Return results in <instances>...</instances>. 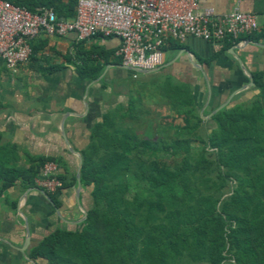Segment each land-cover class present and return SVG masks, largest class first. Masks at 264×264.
<instances>
[{
	"label": "trees",
	"instance_id": "trees-1",
	"mask_svg": "<svg viewBox=\"0 0 264 264\" xmlns=\"http://www.w3.org/2000/svg\"><path fill=\"white\" fill-rule=\"evenodd\" d=\"M8 1L30 12L52 3ZM70 1L75 14V2ZM241 39L256 40V33ZM34 40L30 59L39 48ZM79 53V79H98L103 67L91 57L106 62V56L96 48L85 52L79 47ZM115 64L121 65L119 57ZM252 79V89L264 88L262 72L253 73ZM174 89L166 96L183 100L179 108L184 112L176 119L184 125L174 126L173 119L169 125L176 131L173 140L153 144L116 127L118 110L102 114L92 125L79 172L81 186L90 196L86 219L75 231L51 233L33 250V257L50 264H222L227 253L230 264H264V138L256 137L264 114L252 106H225L212 116L217 128L206 140L214 162L206 159L209 153L204 150L193 161L190 140L184 137L190 118L201 119L193 95ZM144 150L157 158L143 159ZM132 152L133 159L128 156ZM16 154L14 145L0 143L1 190L19 178L35 186L43 164L53 161L38 158L27 168L17 167ZM168 156L172 164L167 163ZM128 176L136 182L134 190ZM229 180L235 184L220 201Z\"/></svg>",
	"mask_w": 264,
	"mask_h": 264
},
{
	"label": "crops",
	"instance_id": "crops-1",
	"mask_svg": "<svg viewBox=\"0 0 264 264\" xmlns=\"http://www.w3.org/2000/svg\"><path fill=\"white\" fill-rule=\"evenodd\" d=\"M51 2L47 8L60 17L74 15L70 0ZM198 3L200 11L213 8L218 15L235 8L254 14L259 25L257 39L226 40L222 45L193 37L183 43L172 41L165 49L164 65L143 74H181L194 66L209 85L208 106L212 102L220 105L247 85L253 73L264 75V0ZM34 45L39 48L26 64L15 73L6 70V82L0 73V143L15 146L17 167L27 168L38 158L52 159L64 185L58 192L47 194L24 184L21 178L6 190H1L0 183V264H50L33 257V250L57 230L79 229L90 205L88 191L82 186L78 189L80 145L104 113L101 101L106 94L100 92L99 79L119 70L130 72L115 64L119 46L115 38L79 41L75 33L63 37L40 34ZM79 47L85 52L96 48L106 56V62L91 57L94 64L103 67L98 79L86 81L77 76ZM0 66L4 67L1 59Z\"/></svg>",
	"mask_w": 264,
	"mask_h": 264
},
{
	"label": "built area",
	"instance_id": "built-area-1",
	"mask_svg": "<svg viewBox=\"0 0 264 264\" xmlns=\"http://www.w3.org/2000/svg\"><path fill=\"white\" fill-rule=\"evenodd\" d=\"M75 14L63 18L51 8L30 12L8 0H0V59L15 73L31 57V41L40 34L63 37L75 33L77 40L95 37L119 41L116 56L135 75L154 72L164 65L170 42L188 37L222 45L256 33L259 25L252 13L233 9L218 15L213 8L199 10L198 0H72ZM58 165L46 161L34 180L47 194L62 189Z\"/></svg>",
	"mask_w": 264,
	"mask_h": 264
},
{
	"label": "rangeland",
	"instance_id": "rangeland-1",
	"mask_svg": "<svg viewBox=\"0 0 264 264\" xmlns=\"http://www.w3.org/2000/svg\"><path fill=\"white\" fill-rule=\"evenodd\" d=\"M4 65L0 66V73L6 82L8 73ZM100 92L105 93L103 100V112H115L118 110V119L116 127H123L124 129L134 133L140 140H147L150 143H159V140H173L175 138V129L170 128L173 119L176 124L184 125L181 119H176L183 110L179 108L183 105L182 99H169L166 95L173 88L179 89L180 92H189L193 95L195 100V112L199 114L201 122H197L190 118V130L184 138L190 140V149L195 154L193 161H198L199 156L203 150L206 153V159L214 162V154L211 149L206 146L208 135L217 128V123L212 119L210 113L218 105V102H212L206 109L202 111L207 98L208 87L205 79L196 67L189 68L187 73L181 74H143L135 75L132 71L119 70L115 73L102 75L99 79ZM253 87V86H252ZM249 87L246 92H243L234 97L227 106L243 105L244 107H255L260 109L264 114V88L262 90H254ZM174 89V90H175ZM103 113V114H104ZM89 131L86 138L81 141V151H83L90 141ZM256 137L258 139L264 138V126L258 131ZM80 151V153H81ZM134 152L128 154L133 159ZM161 153L157 154V156ZM163 155V154H162ZM197 155V157H196ZM148 150H144L145 160L156 159ZM167 163L172 164L169 156L166 157ZM134 161L131 162L133 168ZM130 190L135 189V180L127 177ZM235 182L229 180L226 182L222 190L223 195L220 201L226 197L232 190ZM81 227V225H80ZM225 261L222 264L233 263L231 256L224 253Z\"/></svg>",
	"mask_w": 264,
	"mask_h": 264
},
{
	"label": "water",
	"instance_id": "water-1",
	"mask_svg": "<svg viewBox=\"0 0 264 264\" xmlns=\"http://www.w3.org/2000/svg\"><path fill=\"white\" fill-rule=\"evenodd\" d=\"M122 68H125L127 70H129L128 68L124 67L121 65ZM253 86V79H252V76L249 77V83L247 85H245L244 87H241L239 88L238 90L234 91L222 104H220L218 107H216L211 113L210 115H213L215 114L216 112H218L219 110H221L222 108H224L225 106H227L230 101L233 99V97L235 95H237L238 93H240L241 91H244L245 89L249 88V87H252ZM208 87V98H207V101L204 105V107L202 108V111L204 109H206V107L208 106V103L210 101V98H211V91H210V88H209V85H207ZM81 164H82V160H81V157H79V172H80V167H81ZM77 183H78V189L80 190L81 189V183H80V176H79V173L77 174ZM86 219V213H84L83 215V219L80 221V223H82L84 220Z\"/></svg>",
	"mask_w": 264,
	"mask_h": 264
}]
</instances>
